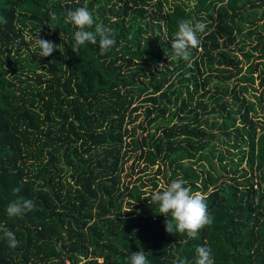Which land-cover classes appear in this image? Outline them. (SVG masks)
Listing matches in <instances>:
<instances>
[{"label": "trees", "instance_id": "1", "mask_svg": "<svg viewBox=\"0 0 264 264\" xmlns=\"http://www.w3.org/2000/svg\"><path fill=\"white\" fill-rule=\"evenodd\" d=\"M84 5L114 30L104 55L99 37L72 51ZM0 17V224L19 241L0 264H194L197 246L264 264V0H0ZM181 19L206 24L189 61ZM39 33L63 53L40 56ZM177 178L213 218L194 239L151 202ZM20 196L35 209L8 217Z\"/></svg>", "mask_w": 264, "mask_h": 264}, {"label": "clouds", "instance_id": "2", "mask_svg": "<svg viewBox=\"0 0 264 264\" xmlns=\"http://www.w3.org/2000/svg\"><path fill=\"white\" fill-rule=\"evenodd\" d=\"M66 22L73 24L79 29L74 33L75 43L71 47L72 51L77 55L80 53L81 46L86 42L96 44L97 37H99L101 55L109 52L117 44L114 30L97 23L87 5L69 11ZM0 23H7L6 18L0 17ZM93 26L94 31L87 30L93 28ZM205 29L206 24L202 21H194V19L179 20L178 28L173 34L172 58L189 61L191 57L190 49L200 46V34H204ZM34 43L40 49L39 55L42 57L51 56L56 49L63 53L61 44L57 45L41 38L40 33L35 38ZM186 184V180L177 178L172 180L167 186L161 185L160 188L151 194V202L157 204L159 213L168 218L164 222L166 232L170 234H186L188 238L194 239L197 238L201 229L212 224L213 218L208 211L207 197L199 191H193ZM20 191V188H15L13 189V194L15 195ZM34 209L35 204L32 199H25L20 196L9 203L6 212L8 217L12 218L21 217L26 212ZM0 233H3V237L0 238L7 240L9 248L15 249L18 247L19 241L13 231L0 224ZM195 253L194 264H215L210 247L197 246ZM129 260L130 264H149L146 252L143 249L132 252ZM172 264H189V261L186 257L176 256Z\"/></svg>", "mask_w": 264, "mask_h": 264}, {"label": "rangeland", "instance_id": "3", "mask_svg": "<svg viewBox=\"0 0 264 264\" xmlns=\"http://www.w3.org/2000/svg\"><path fill=\"white\" fill-rule=\"evenodd\" d=\"M259 111H260L259 113H264V109L263 108H260Z\"/></svg>", "mask_w": 264, "mask_h": 264}]
</instances>
